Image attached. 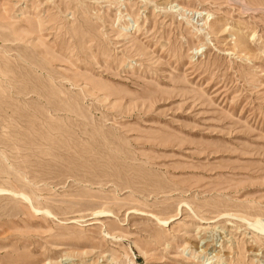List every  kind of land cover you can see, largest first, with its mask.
I'll return each mask as SVG.
<instances>
[{
	"label": "rangeland",
	"instance_id": "rangeland-1",
	"mask_svg": "<svg viewBox=\"0 0 264 264\" xmlns=\"http://www.w3.org/2000/svg\"><path fill=\"white\" fill-rule=\"evenodd\" d=\"M244 1L0 0V264H264Z\"/></svg>",
	"mask_w": 264,
	"mask_h": 264
},
{
	"label": "bare ground",
	"instance_id": "bare-ground-1",
	"mask_svg": "<svg viewBox=\"0 0 264 264\" xmlns=\"http://www.w3.org/2000/svg\"><path fill=\"white\" fill-rule=\"evenodd\" d=\"M244 1V0H243ZM237 2V1H236ZM245 2V1H244ZM248 9V8H247ZM7 190L6 189H0V192H6ZM7 192H9V191H7ZM11 192V191H10ZM36 211H38V210H36ZM258 221V220H257ZM256 221V222H257ZM166 221H164V223H165Z\"/></svg>",
	"mask_w": 264,
	"mask_h": 264
}]
</instances>
